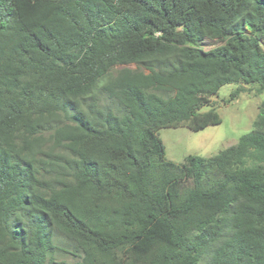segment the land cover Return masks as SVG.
Instances as JSON below:
<instances>
[{"label": "trees", "instance_id": "trees-1", "mask_svg": "<svg viewBox=\"0 0 264 264\" xmlns=\"http://www.w3.org/2000/svg\"><path fill=\"white\" fill-rule=\"evenodd\" d=\"M263 43L264 0H0V264H264V99L210 157L159 134L263 92Z\"/></svg>", "mask_w": 264, "mask_h": 264}, {"label": "rangeland", "instance_id": "rangeland-1", "mask_svg": "<svg viewBox=\"0 0 264 264\" xmlns=\"http://www.w3.org/2000/svg\"><path fill=\"white\" fill-rule=\"evenodd\" d=\"M223 42L205 38L199 48L209 50L221 45ZM264 47V43H263ZM123 68L148 72L136 63L118 65L113 69L116 73ZM242 87L235 96L231 93ZM100 104L119 108L118 104L109 99L105 93L100 94ZM264 99V91L259 92L255 84L229 83L223 85L218 93L211 97V104L202 110L215 107L221 115L222 122L209 125L201 130L193 131L185 126L165 127L159 130L166 147V157L177 163H181L189 154H197L210 157L220 149L236 144L239 138L253 130V122L259 111V104ZM58 154L67 155L64 150H56ZM54 241L56 249L52 255L57 260L74 262L80 260L82 252L75 248L74 244L60 233H55Z\"/></svg>", "mask_w": 264, "mask_h": 264}]
</instances>
